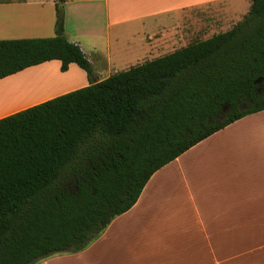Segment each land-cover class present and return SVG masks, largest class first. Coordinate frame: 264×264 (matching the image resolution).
Wrapping results in <instances>:
<instances>
[{"label":"trees","instance_id":"trees-1","mask_svg":"<svg viewBox=\"0 0 264 264\" xmlns=\"http://www.w3.org/2000/svg\"><path fill=\"white\" fill-rule=\"evenodd\" d=\"M0 41V78L50 61L93 68L65 35ZM231 30L0 119V264L79 253L138 201L152 175L264 111V0Z\"/></svg>","mask_w":264,"mask_h":264},{"label":"crops","instance_id":"crops-1","mask_svg":"<svg viewBox=\"0 0 264 264\" xmlns=\"http://www.w3.org/2000/svg\"><path fill=\"white\" fill-rule=\"evenodd\" d=\"M56 1L0 0V41L54 37ZM251 5L66 0L65 35L90 61L92 80L76 64L62 72L56 60L0 78V119L108 79L119 71L105 73L106 67L127 53L135 67L227 32ZM128 32L129 40L122 37ZM41 73L52 82L45 89L30 83ZM86 253L96 264H264V111L228 125L155 172L136 204L75 255Z\"/></svg>","mask_w":264,"mask_h":264},{"label":"rangeland","instance_id":"rangeland-1","mask_svg":"<svg viewBox=\"0 0 264 264\" xmlns=\"http://www.w3.org/2000/svg\"><path fill=\"white\" fill-rule=\"evenodd\" d=\"M248 9H250V8L248 7ZM245 11H249V10H242L241 13L239 14V18H238L237 21H242L244 19V17L248 13V12H245ZM241 15H245V16H241ZM122 37L123 38L129 37L128 38V40H129L130 37H131V34L128 32L126 34H123ZM122 46H129V44L128 43L125 44V42H124ZM130 46H132V43H131ZM127 54L128 55H126V58H121V60H118L116 65L113 64V65L107 66L106 70H105V73L106 72L107 73L108 72L109 73H111V72L115 73V72H118V71L119 72L120 71H126L129 68L134 67V64H132V63H133L135 58L133 59V58H131L129 53H127ZM126 63H131V64H126ZM43 75H45V74L41 73L40 75H37L39 80H37L35 82H30L31 84L33 83V85H34L33 87L45 89V87H47V85L52 83V82H50L51 80H49L48 78L43 79L44 77H46V76H43ZM17 87H15V88H17ZM97 240L92 242L84 251L89 249V247L93 243H95ZM75 254H77V253L57 254V255H54V256L49 257L47 259H43V260L39 261L36 264H96V263H92V261L96 259V257L95 258L92 257L93 253H91V254L86 253V255H84L82 258L80 256H78V255H75Z\"/></svg>","mask_w":264,"mask_h":264},{"label":"flooded vegetation","instance_id":"flooded-vegetation-1","mask_svg":"<svg viewBox=\"0 0 264 264\" xmlns=\"http://www.w3.org/2000/svg\"><path fill=\"white\" fill-rule=\"evenodd\" d=\"M257 84H258V86H259V92H260L261 94H264V78L261 79V80L259 81V83H257Z\"/></svg>","mask_w":264,"mask_h":264},{"label":"water","instance_id":"water-1","mask_svg":"<svg viewBox=\"0 0 264 264\" xmlns=\"http://www.w3.org/2000/svg\"><path fill=\"white\" fill-rule=\"evenodd\" d=\"M257 83H259V81Z\"/></svg>","mask_w":264,"mask_h":264}]
</instances>
